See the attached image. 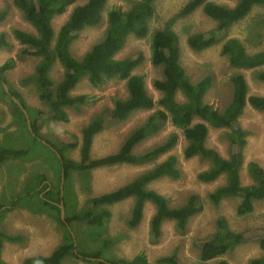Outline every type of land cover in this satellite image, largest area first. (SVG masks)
Segmentation results:
<instances>
[{
    "label": "rangeland",
    "instance_id": "rangeland-1",
    "mask_svg": "<svg viewBox=\"0 0 264 264\" xmlns=\"http://www.w3.org/2000/svg\"><path fill=\"white\" fill-rule=\"evenodd\" d=\"M137 1L107 0L101 22L80 32L78 38L70 44L71 56L80 61L93 45L104 39L109 11L118 9L125 13ZM189 1L155 0L146 37L128 36L115 56L119 60L141 57V63L132 74L143 77L147 94L154 102L152 109L135 111L124 121L111 120L110 113L115 104L128 96L126 81L112 79L100 87H92L85 75L68 91V95H86L87 103L67 106V122H56L49 117V105L38 98L36 68L41 58L25 54L24 51L29 50L28 46L20 44L14 36L15 30L36 35L35 29L24 19L12 0H0V12L5 13L4 20L0 22V34L4 35L3 39L8 43L7 47L0 48V66L8 60L13 61V66L1 76L4 82L0 78V143L13 149L30 147V154L26 157L10 159L0 168V232L20 237L14 242L4 239L0 241V261L4 264H23L24 260L32 257H48L55 248L69 242L70 235L78 252H98L100 260L105 264L131 261L139 254L145 255L147 264H170L163 261L167 258L175 264H204L199 258L202 247L219 231V221H223L230 232L240 235L243 242L209 264L220 261L227 264H251L252 260L264 257V199L254 202L253 211L245 215L236 213L240 197L226 198L214 205L210 194L226 183L225 175L210 183L200 181L198 175L208 170L211 162L198 156H185L187 142L183 132L175 128L169 119L160 131L135 146L132 154L142 155L161 145L171 134H176V143L169 151L136 164L102 166L84 171L70 170L63 180L54 151L41 142L44 140L57 148L75 144V148L64 151V155L77 162L84 129L94 122H101L104 127L94 136L90 159L101 158L117 153L133 131L143 126L156 111L163 110L159 105L161 93L153 86L154 81L162 79V69L150 63V38L157 30L170 29L176 33L180 65L192 84L206 76L211 78L212 86L205 94L204 101L212 108L222 111L230 103L232 84L229 79L237 73L244 75L248 95L264 96V83L257 80L254 70L232 67L228 57L221 54L223 44L229 39L239 40L248 54L264 51V6L253 7L245 18L224 29L211 47L194 51L188 46L187 39L193 35L216 31L218 22L204 15L201 7L182 16V8ZM211 1L229 8L238 3V0ZM84 3L85 0H78L52 19V46L59 28L67 21L72 10ZM259 70L264 71V66ZM64 73L63 67L55 61L48 73L53 89L62 82ZM14 94L21 102L13 100ZM185 100L181 93L176 95L177 102ZM26 116L30 126L35 124L38 127L40 140L37 141L41 144L33 141ZM197 122L194 119L193 124ZM238 125L245 131L246 140L241 149L240 180L242 186H249L256 182L251 177L248 164L254 162L264 170V112L247 106L238 119ZM207 126L209 132L206 147L228 158L235 152L230 143V131ZM169 156L176 157L180 178H161L147 184L146 189L164 197L170 208L185 205L192 196L197 198L201 211L188 221L184 230L178 229L175 221L165 220L159 237L154 238L150 220L155 214V205L150 201L145 202L141 221L133 228L128 222L134 197L111 205L87 204L89 199L130 184ZM31 192L32 195L28 197L27 194ZM17 196H20L19 204L9 210L11 201ZM60 197L63 200L58 202ZM103 210L109 211L110 217L103 220L102 226H90L84 221H75L69 228L63 225L66 216L83 212L95 216ZM62 264L96 262L69 254Z\"/></svg>",
    "mask_w": 264,
    "mask_h": 264
},
{
    "label": "trees",
    "instance_id": "trees-1",
    "mask_svg": "<svg viewBox=\"0 0 264 264\" xmlns=\"http://www.w3.org/2000/svg\"><path fill=\"white\" fill-rule=\"evenodd\" d=\"M12 1L13 5L22 12L24 19L35 29L36 35L15 30L14 36L20 44L28 46L29 50H25V54L41 58V62L36 68V83L39 88L38 98L49 105V117L53 121L67 122L68 116L65 112L67 106L87 103L86 95L75 97L68 95V91L85 75L92 87H100L112 79L126 81L128 96L125 100L118 101L115 104L110 113V118L113 121H124L135 111L153 108L154 102L147 94L143 77L132 74L133 70L141 63V57L119 60L115 56L124 46L128 36L146 37L148 20L154 13L155 0H138L125 13L118 9L109 11L106 36L93 45L80 61L71 56L69 46L78 38L80 32L86 28L95 27L101 22L102 12L107 0H85L83 5L76 6L67 21L59 28L53 46L52 19L64 13L68 7L74 5L78 0ZM255 6H264V0H238V3L232 8L218 5L211 0H190L182 8V16L189 15L198 7H201L203 14L217 21L218 26L216 31L208 34L190 36L187 39L188 46L194 51L211 47L224 29L245 18ZM4 18L5 13L0 12V22ZM0 35H2L0 36V48L7 47L8 43L3 39L4 35ZM150 52V63L162 69V79L154 81L153 86L161 93L159 105L163 110L156 111L143 126L133 131L115 154L90 159V149L94 136L104 127V123L101 122H94L84 129L79 148V161L77 162L69 160L64 155V151L75 148V144L62 145L58 148L51 145L57 152L54 151L60 170L63 171V178H67L70 170L84 171L102 166L136 164L151 160L169 151L176 143V134H171L161 145L142 155L135 156L132 154L135 146L160 131L169 119L175 128L181 129L183 132V137L187 142L185 156L187 158L198 156L211 162L210 168L200 173L198 179L210 183L225 175L226 183L210 194L211 202L217 205L223 199L240 197L236 213L238 215L251 213L254 202L264 199V170L256 163L250 162L248 170L256 184L241 185V149L246 144V140L245 131L238 125V119L247 106L264 112V96L248 95L247 81L243 74L237 73L229 79L232 84L231 101L222 111H218L204 101L205 94L212 86L211 78L206 76L195 84L188 80L184 69L180 65L178 38L174 31L170 29L155 31L150 38ZM221 54L228 57L229 64L232 67L254 70L257 80L264 83V71H258L259 68L264 66V51L248 54L239 40L229 39L223 44ZM55 61L63 67L65 73L62 82L53 89L48 73ZM12 66V60H8L0 66L1 79L3 73ZM2 82H4L3 79ZM178 93L185 97V102L179 103L176 101ZM13 96L20 101L16 94ZM194 119L199 122L193 124ZM207 125L230 131V143L235 152L228 158H223L214 150L206 147L205 142L209 132ZM37 128L35 124H31L30 133L33 141L36 142L35 144H41L40 141H37L40 140ZM28 154H30V147L13 149L4 147L0 143V168L10 159H21ZM176 162V157L169 156L160 164L134 179L130 184L114 192L89 199L87 204L89 206L111 205L129 197H134L132 214L128 222V225L133 228L141 221L145 202L150 201L155 205V214L150 220V229L154 238L159 237L161 225L165 220L175 221L178 229L184 230L188 221L201 211L197 198L192 196L185 205L179 208H170L164 197L146 189L147 184L161 178L179 179L180 172ZM41 176L36 177L40 178ZM32 193L27 194V196H31ZM19 199L20 196H17L12 200L11 207L8 209L17 206ZM62 200L63 198L60 197L58 202ZM109 217L110 212L106 210L95 216H92L89 212H83L66 216L65 220H62L64 223L61 222L64 226H70L75 221H84L90 226H102L103 220ZM218 228L219 231L211 236L202 247L199 258L204 264H209L210 261L220 258L234 250L240 242H243L241 236L230 232L223 221H219ZM2 239L14 242L19 240L20 237L8 236L0 232V241ZM69 239V242L55 248L48 257H32L24 260L23 264H62L64 258L69 254L84 259L91 258L96 264H105L98 261L100 258L98 252L95 254L78 252L74 247L71 235ZM163 261L175 264L168 258ZM0 264L4 263L0 261ZM113 264H147V259L144 254H139L131 261H120ZM217 264L227 263L220 261ZM251 264H264V257L252 260Z\"/></svg>",
    "mask_w": 264,
    "mask_h": 264
},
{
    "label": "water",
    "instance_id": "water-1",
    "mask_svg": "<svg viewBox=\"0 0 264 264\" xmlns=\"http://www.w3.org/2000/svg\"><path fill=\"white\" fill-rule=\"evenodd\" d=\"M5 89H6V88H5ZM6 91H7V90H6ZM13 100L16 101L17 99H15V97H13ZM26 118H27L28 128H29V130L31 131L30 122H29L27 116H26ZM41 142L44 143L45 145H47L51 150L55 151V150L53 149V147L51 146V144L45 142L44 140H41ZM55 153H57V152L55 151ZM57 155H58V154H57ZM58 157H59V156H58ZM59 159H60V158H59ZM63 176H64V174H63V171H62V180H63ZM61 212H63V211L61 210ZM63 220H64V219H63ZM74 246H75V245H74ZM87 259H90V260H91V258H87ZM98 261H103V260L98 259ZM103 262H104V261H103Z\"/></svg>",
    "mask_w": 264,
    "mask_h": 264
},
{
    "label": "clouds",
    "instance_id": "clouds-1",
    "mask_svg": "<svg viewBox=\"0 0 264 264\" xmlns=\"http://www.w3.org/2000/svg\"><path fill=\"white\" fill-rule=\"evenodd\" d=\"M73 239V238H72ZM75 247V246H74ZM76 248V247H75ZM100 259V258H99ZM88 260H90V259H88ZM103 262V261H102ZM103 263H105V262H103Z\"/></svg>",
    "mask_w": 264,
    "mask_h": 264
},
{
    "label": "flooded vegetation",
    "instance_id": "flooded-vegetation-1",
    "mask_svg": "<svg viewBox=\"0 0 264 264\" xmlns=\"http://www.w3.org/2000/svg\"><path fill=\"white\" fill-rule=\"evenodd\" d=\"M68 227V226H67ZM69 228V227H68Z\"/></svg>",
    "mask_w": 264,
    "mask_h": 264
}]
</instances>
